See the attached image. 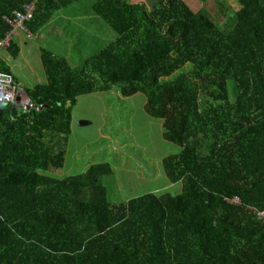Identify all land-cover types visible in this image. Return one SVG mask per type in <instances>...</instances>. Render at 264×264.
Wrapping results in <instances>:
<instances>
[{
	"label": "trees",
	"instance_id": "16d2710c",
	"mask_svg": "<svg viewBox=\"0 0 264 264\" xmlns=\"http://www.w3.org/2000/svg\"><path fill=\"white\" fill-rule=\"evenodd\" d=\"M78 1L37 0L0 51L16 58L17 31L32 38ZM235 1L230 28L198 0H93L115 40L79 68L41 50L29 104H0V264H264V0ZM32 2L0 0V41ZM0 73L18 86L2 54ZM114 87L143 94L180 148L161 161L180 193L110 204L107 163L56 177L78 97Z\"/></svg>",
	"mask_w": 264,
	"mask_h": 264
},
{
	"label": "rangeland",
	"instance_id": "374dc122",
	"mask_svg": "<svg viewBox=\"0 0 264 264\" xmlns=\"http://www.w3.org/2000/svg\"><path fill=\"white\" fill-rule=\"evenodd\" d=\"M146 1L150 8L156 0ZM198 2L202 4L200 13L222 27L233 26L232 10L238 9L235 0ZM92 3L93 0H80L57 11L32 38L17 31V37H13L20 49L16 58L0 51L18 79L20 90L45 81L40 63L42 49L79 68L85 58L116 39V33L93 14ZM88 30L97 36L93 48L85 46ZM144 103L143 94L122 97L117 87L78 97L71 111L62 174L56 177L81 174L91 165L107 163L113 173L101 181L110 204L125 203L148 193H180L181 183L171 184L161 164L163 158L177 154L180 148L162 138V121L149 117Z\"/></svg>",
	"mask_w": 264,
	"mask_h": 264
},
{
	"label": "built area",
	"instance_id": "2783aa9c",
	"mask_svg": "<svg viewBox=\"0 0 264 264\" xmlns=\"http://www.w3.org/2000/svg\"><path fill=\"white\" fill-rule=\"evenodd\" d=\"M37 0L27 5L24 9V13H14L15 19L10 22L13 27V32L6 35L5 39L0 41V50L2 48L8 47L11 42L13 33L23 28V23L30 18H32V13L34 11V6ZM19 96L18 86L14 83L13 76L9 73H0V104H16Z\"/></svg>",
	"mask_w": 264,
	"mask_h": 264
},
{
	"label": "crops",
	"instance_id": "0c3cea01",
	"mask_svg": "<svg viewBox=\"0 0 264 264\" xmlns=\"http://www.w3.org/2000/svg\"><path fill=\"white\" fill-rule=\"evenodd\" d=\"M14 36L17 37L16 35H14ZM18 89H19V98H20V101L22 103H27V97H26L25 93L23 92V90H20V88H19V82H18Z\"/></svg>",
	"mask_w": 264,
	"mask_h": 264
},
{
	"label": "water",
	"instance_id": "95a60500",
	"mask_svg": "<svg viewBox=\"0 0 264 264\" xmlns=\"http://www.w3.org/2000/svg\"><path fill=\"white\" fill-rule=\"evenodd\" d=\"M27 104H29V100L27 99Z\"/></svg>",
	"mask_w": 264,
	"mask_h": 264
}]
</instances>
